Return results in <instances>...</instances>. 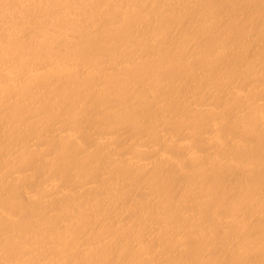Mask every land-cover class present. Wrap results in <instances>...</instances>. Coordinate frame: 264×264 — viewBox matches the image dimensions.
Listing matches in <instances>:
<instances>
[{
	"label": "bare ground",
	"instance_id": "6f19581e",
	"mask_svg": "<svg viewBox=\"0 0 264 264\" xmlns=\"http://www.w3.org/2000/svg\"><path fill=\"white\" fill-rule=\"evenodd\" d=\"M0 264H264V0H0Z\"/></svg>",
	"mask_w": 264,
	"mask_h": 264
}]
</instances>
